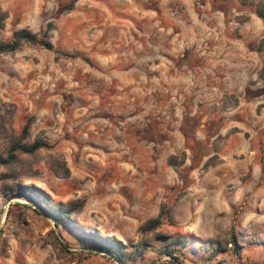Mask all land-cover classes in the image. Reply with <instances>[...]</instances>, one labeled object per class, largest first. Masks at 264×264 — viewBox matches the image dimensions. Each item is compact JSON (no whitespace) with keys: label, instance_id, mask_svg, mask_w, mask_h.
<instances>
[{"label":"rangeland","instance_id":"rangeland-1","mask_svg":"<svg viewBox=\"0 0 264 264\" xmlns=\"http://www.w3.org/2000/svg\"><path fill=\"white\" fill-rule=\"evenodd\" d=\"M261 10L264 0H0V42L27 28L52 46L0 54V149L32 118L26 140L47 147L22 156L18 177L54 200L84 199L79 224L147 238L153 249L128 264H264ZM24 202L0 187V264H119ZM173 238L186 245L177 261L159 249Z\"/></svg>","mask_w":264,"mask_h":264},{"label":"trees","instance_id":"trees-1","mask_svg":"<svg viewBox=\"0 0 264 264\" xmlns=\"http://www.w3.org/2000/svg\"><path fill=\"white\" fill-rule=\"evenodd\" d=\"M259 17H264V12L258 11ZM4 13L0 12V27H3ZM22 42L39 43L47 49H52L50 42L45 38L40 37L37 33L30 31L27 28H21L13 32L12 38L7 42H0V54L12 53L19 49ZM63 55H68L66 52H61ZM87 61V58H84ZM32 118H28L21 132L18 135L7 134L8 143L6 147L0 149V167L6 168V171L0 174V187L7 191L8 199H21L25 202L21 205L33 213L50 220L53 225L59 230L66 232L71 239L81 248L86 254L101 253L103 257L112 259L119 264L135 263L141 259L142 254L148 250H152L153 246L147 238H141L137 242L124 243L113 236L104 235L98 229L79 224L73 215L82 210L85 200L76 199L67 202L54 200L52 196L44 189L33 183L24 182L17 175V166L22 162L23 155H32L39 149L47 147V143L41 137H36L33 141L26 140L29 133ZM170 164L176 165L175 156L169 160ZM57 167L63 171L65 175L69 174V168L63 162H57ZM19 203H10L15 205ZM162 214L156 218L147 220L141 227L142 232L150 231L156 228L161 221ZM167 216V215H166ZM52 235L55 245L60 249L69 252L68 242L63 244L55 234L53 228L49 230ZM169 244L175 247L169 248ZM183 241L178 238H173L165 243H160L159 249L162 253L170 256L173 260H178V256L174 255L185 253ZM206 250L217 251L216 244H205Z\"/></svg>","mask_w":264,"mask_h":264}]
</instances>
